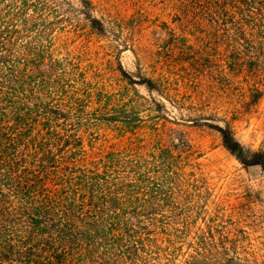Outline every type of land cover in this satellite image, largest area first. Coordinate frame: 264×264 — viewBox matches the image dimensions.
Listing matches in <instances>:
<instances>
[{"label":"trees","instance_id":"1","mask_svg":"<svg viewBox=\"0 0 264 264\" xmlns=\"http://www.w3.org/2000/svg\"><path fill=\"white\" fill-rule=\"evenodd\" d=\"M172 2L186 31L228 39L230 66L263 64L264 0ZM49 18L59 19L49 0H0V264H244L207 214L210 187L188 142L172 129L142 134L134 111L104 112L79 65L56 54ZM208 126L264 179V152Z\"/></svg>","mask_w":264,"mask_h":264},{"label":"rangeland","instance_id":"2","mask_svg":"<svg viewBox=\"0 0 264 264\" xmlns=\"http://www.w3.org/2000/svg\"><path fill=\"white\" fill-rule=\"evenodd\" d=\"M49 1L59 15L47 21L56 54L79 65L92 100L104 112L138 113L142 134L158 127L163 138L172 129L186 140L210 187L207 214L236 239L242 263L264 261L262 173L240 164L208 126H228L245 150L264 152V59L253 70L230 66L228 39L186 31L173 16L174 0H89L101 30L78 0ZM119 65L131 80L147 78L154 87L132 83Z\"/></svg>","mask_w":264,"mask_h":264}]
</instances>
